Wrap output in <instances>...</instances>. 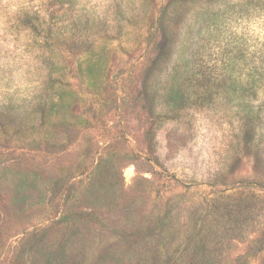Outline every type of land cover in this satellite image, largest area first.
I'll return each instance as SVG.
<instances>
[{
	"label": "rangeland",
	"instance_id": "374dc122",
	"mask_svg": "<svg viewBox=\"0 0 264 264\" xmlns=\"http://www.w3.org/2000/svg\"><path fill=\"white\" fill-rule=\"evenodd\" d=\"M0 264H264V0H0Z\"/></svg>",
	"mask_w": 264,
	"mask_h": 264
}]
</instances>
